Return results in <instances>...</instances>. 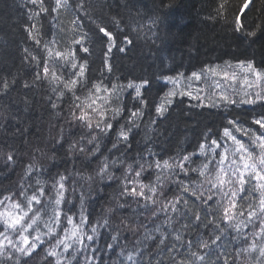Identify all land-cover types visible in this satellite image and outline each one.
<instances>
[{"label": "snow or ice", "instance_id": "snow-or-ice-1", "mask_svg": "<svg viewBox=\"0 0 264 264\" xmlns=\"http://www.w3.org/2000/svg\"><path fill=\"white\" fill-rule=\"evenodd\" d=\"M27 2L38 11L29 9L30 23L24 25L26 39L35 48L23 49L22 64L31 80L23 79L22 88L47 86L44 103L59 127L52 146L33 147L27 162L18 144L7 138L0 142V150L8 149L4 169L15 171L23 164L18 185L0 192V257L10 264H27L42 251L44 264H106V256L124 255L119 241L127 240V233L143 228L148 243L136 249L140 259L128 253V264H264V69L247 59L234 65L225 61L228 70L206 65L188 76L165 75L166 90L150 101L141 91L150 81L124 84L112 78L109 57L116 48L126 51L120 35L123 44L132 43L124 29L113 32L112 26L119 28L122 22L118 17L106 21V14L94 15L85 0ZM254 5L255 0H244L229 18L228 0H219L207 19L255 43L258 33L264 34V15L259 22L246 23ZM123 7L140 15L135 0H123ZM61 10L73 15V35L62 48L55 32ZM257 11L264 12V5ZM41 14L51 21L44 23ZM34 18H41L39 27L32 23ZM159 19L149 18L152 25ZM94 48L103 57L99 75L92 67ZM20 80L18 74L0 77V97H8ZM177 96L189 97L202 109H218L223 122L218 129L208 128L192 152L178 150L163 158L145 143L133 155V130L144 123L146 110L154 107L157 117L164 116ZM28 102L25 97L26 106ZM0 119L22 123L11 104L0 112ZM155 123L150 117L148 126ZM29 131L17 127L16 140L31 145ZM38 134L39 129L33 135L38 139ZM37 153L48 156L52 165L38 164ZM57 161L64 164L63 170ZM81 181L87 182L89 194L94 184L101 190L115 184L114 204L101 209L102 220L99 213L93 219L88 209L91 197ZM117 213L119 226L113 228L110 220ZM147 213L148 222L141 223L140 216ZM148 224L155 226L149 229Z\"/></svg>", "mask_w": 264, "mask_h": 264}, {"label": "trees", "instance_id": "trees-1", "mask_svg": "<svg viewBox=\"0 0 264 264\" xmlns=\"http://www.w3.org/2000/svg\"><path fill=\"white\" fill-rule=\"evenodd\" d=\"M51 2L53 0H45L46 5ZM73 2L75 3L76 0ZM218 2L219 0H135L136 9L140 11V15L136 16L135 13H129L123 7V0H85V4L91 5L94 10V15L106 14L104 15L106 21L116 16L122 21L119 28L113 25L112 30L116 33L124 29L125 34L132 39V43L123 44V35H120L119 43L126 48V51L121 53L116 48L109 57V62L113 66L112 78L119 77L120 82L124 84H127L129 80L135 83L143 80L150 81V85H146L141 90L150 101L158 100L159 94L166 90L162 79L165 75L175 76L177 73H184L188 76L192 71H199L206 65H219L220 70H228L225 61H230L234 65L238 60L247 59H251L258 68L264 69V34L258 33L253 43L245 39L242 33H233L222 22L207 19L208 16L214 15L213 10ZM243 2L244 0H228L229 18L232 17L234 11H239ZM163 5H170V7L165 8ZM262 5H264V0H255L252 9L246 10V23L259 22V17L264 15V12H258L257 9ZM29 9L38 11V8L28 3L27 0H0V77L18 74V78H21L20 84L8 97H0V112H4L11 104L12 111L18 114L22 122L16 125L15 121L9 123L0 119V142L7 138L10 143L18 144L21 148V159L24 162L31 158L33 147L50 148L52 138L57 134L59 127L56 125V118L44 103L47 86L31 91L22 88L23 79L31 80L27 66L22 64L23 49L25 47L35 48L33 42L26 39L24 32V25L30 23L28 21ZM154 16L160 17L156 25H152L149 20ZM41 17H44V14H41ZM72 19L71 12L61 10L56 21V39L61 48L69 43L73 35L70 31ZM50 21L51 17H44V23L47 24ZM41 22V18H34L32 21L37 24V27ZM134 28L136 31H133ZM154 32L156 35H153ZM48 38L50 39L51 36ZM93 51L92 59L95 63L92 67L96 70L95 74L99 75L103 57L99 48H94ZM104 72L105 75L108 74L107 69ZM158 77L161 79H157ZM127 91L134 94V89ZM25 97L29 101L27 106ZM181 100L183 103L180 102ZM128 102L132 103L131 97H128ZM196 103L189 97L177 96L164 116L157 117L154 107L146 110L148 114L143 117L144 123L139 129L133 130L134 134L131 139L134 151L132 154L135 155V149L138 147L143 149L145 143H149L153 151L163 158L176 155L178 150L194 151L207 129H218L223 122L218 109H202L196 107ZM150 117L156 118L157 123L148 126ZM17 127L30 129L28 138L32 140L31 145H24L16 140ZM38 129L37 139L33 134H36ZM7 152L6 147L0 150V192L14 189L23 171L22 163L16 166L15 171L4 169ZM36 156L37 163L40 165L49 167L53 163L48 156H40L39 153ZM56 163L59 169L63 170L64 164L59 161ZM92 167H95V163ZM56 170V168L52 169L53 172ZM117 175L120 174L117 173ZM73 179L76 178L73 177ZM71 183L72 180H69V185ZM80 183L83 184L86 195L91 197L88 209L93 214V219L95 220L99 213L102 220L101 209L109 206L110 203L114 204L111 197L115 184L112 188L105 187L103 190L99 185L94 184L92 186L94 191L89 194L87 182L81 181ZM105 183L111 182L106 181ZM77 187L79 188V184ZM79 195L77 191V205H79ZM131 207L136 206L133 204ZM149 216L150 213L140 216V222L147 223ZM130 219L133 223L136 222L135 215H131ZM119 221L120 214L117 213L112 216L110 223L113 228H116L119 226ZM154 226V224H148L149 229ZM100 231L105 232L106 230L100 229ZM143 232L142 228L136 234L127 233V240L119 241L120 246L124 248V255L117 257L113 253L110 257L106 256V264H119V260H124L125 264H128L129 252L133 254L134 259H140L136 249L143 250L144 244L148 243L144 241ZM138 239L142 241L139 245L136 243ZM119 251L118 247L116 252L119 253ZM214 258V256L210 257V259ZM0 264H10V262L0 257ZM27 264H44L43 252L29 259Z\"/></svg>", "mask_w": 264, "mask_h": 264}, {"label": "rangeland", "instance_id": "rangeland-1", "mask_svg": "<svg viewBox=\"0 0 264 264\" xmlns=\"http://www.w3.org/2000/svg\"><path fill=\"white\" fill-rule=\"evenodd\" d=\"M211 79H212V78H211V77H210V75H209V80H211ZM217 79H218V78H217ZM200 86H201V87H203V85H202V84H201ZM201 94H202V93H201Z\"/></svg>", "mask_w": 264, "mask_h": 264}]
</instances>
